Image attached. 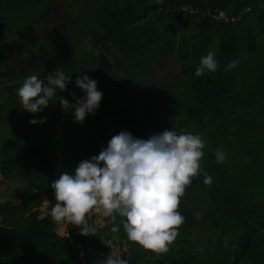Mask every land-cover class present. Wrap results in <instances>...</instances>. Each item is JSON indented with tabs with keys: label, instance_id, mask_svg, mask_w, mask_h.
Returning <instances> with one entry per match:
<instances>
[{
	"label": "trees",
	"instance_id": "trees-1",
	"mask_svg": "<svg viewBox=\"0 0 264 264\" xmlns=\"http://www.w3.org/2000/svg\"><path fill=\"white\" fill-rule=\"evenodd\" d=\"M51 2L0 0V26L6 28L0 41L14 31L7 26L10 18L20 22L44 15ZM185 5L242 16L237 24L219 25L189 14L184 21H198L199 29L193 37H179L172 19H180L178 9ZM98 11L102 16L92 35L96 53L85 52L82 35L78 44L79 56L103 83H97L103 94L99 107L82 122H74L72 109L61 108L56 98L72 104L74 96L84 95L75 86L80 59L68 53L59 68L71 79L40 111L46 122L25 131L3 156L1 176L24 184L28 198L3 208L0 264H97L112 245L127 248L128 264H264V0H108L90 8L92 16ZM140 21L144 24L134 26ZM209 51L215 53L217 71L196 76ZM233 60L236 67L225 71ZM169 61L174 78L159 85L156 69ZM123 62L129 68L120 79L113 72L125 68ZM148 67L151 85L144 87L145 77L138 79L143 72L137 70ZM166 129L205 140L201 167L213 177L205 185L200 174L186 187L178 209L185 221L166 253L130 241L122 225L112 232L107 219L96 235H81L78 226L67 235L55 233L50 185L61 172L98 155L121 130L147 139ZM217 149L225 152L223 163L216 162Z\"/></svg>",
	"mask_w": 264,
	"mask_h": 264
},
{
	"label": "clouds",
	"instance_id": "clouds-1",
	"mask_svg": "<svg viewBox=\"0 0 264 264\" xmlns=\"http://www.w3.org/2000/svg\"><path fill=\"white\" fill-rule=\"evenodd\" d=\"M231 61L225 71L236 67ZM218 69L215 53L200 58L195 75ZM71 79L60 68L40 79L32 74L17 89L20 106L28 113H38L64 91ZM75 86L84 95L70 104L58 97L62 109H72L74 122H82L94 114L102 99L97 81L87 75L77 76ZM55 99V100H56ZM46 117L32 119L30 124H43ZM205 140L191 132L166 129L147 139L133 136L126 130L113 135L98 155L81 160L74 171H63L52 181L55 204L50 215L57 223L78 226L80 234L96 235L103 219L112 223V232L122 225L127 238L154 253H166L179 235L185 217L178 210L181 197L192 179L203 174V183L211 185L213 177L201 167ZM223 163V149L215 153ZM93 217L96 220L93 221ZM121 218L119 225L115 222ZM106 258L97 264H128L121 250L112 245Z\"/></svg>",
	"mask_w": 264,
	"mask_h": 264
},
{
	"label": "flooded vegetation",
	"instance_id": "flooded-vegetation-1",
	"mask_svg": "<svg viewBox=\"0 0 264 264\" xmlns=\"http://www.w3.org/2000/svg\"><path fill=\"white\" fill-rule=\"evenodd\" d=\"M71 6L69 0L51 2L44 15L20 21L21 29L0 41V71L6 73L0 79V163L3 156L11 152L13 143L32 128L34 124L29 121L40 118V112L28 113L19 105L17 89L29 75L44 79L59 68L68 54L67 25L75 19ZM50 17L55 18V26Z\"/></svg>",
	"mask_w": 264,
	"mask_h": 264
},
{
	"label": "rangeland",
	"instance_id": "rangeland-1",
	"mask_svg": "<svg viewBox=\"0 0 264 264\" xmlns=\"http://www.w3.org/2000/svg\"><path fill=\"white\" fill-rule=\"evenodd\" d=\"M53 1V0H52ZM68 1V0H66ZM102 1H108V0H69L70 4H72V10L74 12L73 15L74 16V21H72L71 23H69L67 25V45L68 47V53L69 55L72 54L74 56H76L77 58L80 59V62H78V65H82L85 66L86 69L84 67H79V69L77 68V70L80 73V76L83 75H87L90 79H94L97 81V83L99 84H103L101 79L97 76H95L92 71L90 70V66L88 64V62L85 60V58H82L81 56H79V44H78V36L82 35V46L85 48V50H89L87 53H96V49L93 48L92 45V39H93V34L96 30H98V24L100 22V16H102V12L98 11L96 12L95 15H91L90 12V8H94V6L96 7V4L98 5L100 2ZM232 1V3L234 2H238V0H230ZM88 18V19H87ZM87 19V20H86ZM174 21L176 27H177V31L179 33V37L184 36V35H190V36H194L195 33L198 31L199 29V22L195 21V22H185L184 18L180 19H172V22ZM20 22L15 19V18H10L7 26H9L10 28H12L13 30H20ZM167 24H169L167 22ZM248 28V27H247ZM5 27L4 26H0V31L5 33ZM85 33V34H84ZM93 35V36H92ZM65 48V47H64ZM82 55L83 52H81ZM148 55H150V53L147 51L146 55H143L142 58H146ZM140 62V60H139ZM124 63V67L125 68H116L115 72H113V74L115 76H117L120 79H123L126 77V73L128 71V66ZM131 66V68L133 69L134 66L132 63H129ZM173 64L169 61L165 67L162 70L160 69H156L157 74L159 76L158 78V83L159 85H161L162 83H166L170 80H172L174 78V68L172 67ZM143 72L142 76H138V79H142L141 77H145V82L144 83V87H150L151 82L148 81L149 76L151 73L149 71V67L144 70V69H138L137 72ZM141 75V74H140ZM138 80V81H139ZM123 84H120V87ZM127 84H124V86H126ZM131 88V87H130ZM1 168H2V163H0V218L2 217V213H3V208L6 204H11V205H17L20 203L21 200L23 199H27L28 198V194L26 192V186L20 182H6L5 179H3V177L1 176ZM7 172H11V168H7ZM42 198H44V196H41ZM44 216V213L41 215ZM93 221L96 220V217L92 218ZM104 226L103 220L100 223L98 228H101ZM75 226L72 224H68V225H64L62 223H57L54 222V231L57 235H67L68 233H70V231L74 228ZM121 250V256L123 258L125 252L127 251L126 247H121L119 248ZM202 254L203 256H207L208 255V251L206 248L202 249Z\"/></svg>",
	"mask_w": 264,
	"mask_h": 264
},
{
	"label": "built area",
	"instance_id": "built-area-1",
	"mask_svg": "<svg viewBox=\"0 0 264 264\" xmlns=\"http://www.w3.org/2000/svg\"><path fill=\"white\" fill-rule=\"evenodd\" d=\"M160 10L161 9H159L157 13ZM248 11L249 9L246 10V12ZM152 13H153L152 11H149L147 14V18H150ZM178 14H179V17L181 18H184L189 14L190 15L197 14L200 18H208L214 24H219V25L237 24L238 22H240L241 16H242L241 14H238L236 16L229 15L223 11H214V12L203 11V10L194 8L193 6H190V5L181 6L178 9ZM143 24H144V21H140V22H137V24H135L134 26H141Z\"/></svg>",
	"mask_w": 264,
	"mask_h": 264
},
{
	"label": "water",
	"instance_id": "water-1",
	"mask_svg": "<svg viewBox=\"0 0 264 264\" xmlns=\"http://www.w3.org/2000/svg\"><path fill=\"white\" fill-rule=\"evenodd\" d=\"M52 3H57V0H53ZM49 19L52 20V22H53V26H55V24H56V20H55V18H51V17H50ZM5 76H6V73H5V72L2 73V72L0 71V79H1L2 77H5Z\"/></svg>",
	"mask_w": 264,
	"mask_h": 264
}]
</instances>
